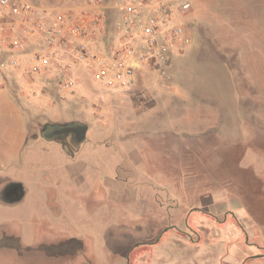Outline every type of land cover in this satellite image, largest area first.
<instances>
[{"label":"rangeland","instance_id":"obj_1","mask_svg":"<svg viewBox=\"0 0 264 264\" xmlns=\"http://www.w3.org/2000/svg\"><path fill=\"white\" fill-rule=\"evenodd\" d=\"M37 2L63 7L74 0ZM190 2L183 16L196 24L190 14L200 0ZM204 2L208 38L199 35L174 55L169 80L150 75L131 89L100 91L83 71L84 101L76 90L61 111L47 112L51 119L79 118L92 142L109 138L113 161L124 164L117 177L101 169L104 180L90 193L76 183L82 176L76 168L53 200L32 185L23 199L5 204L1 191L0 223L19 222L25 243L33 241V225L62 227L73 240L66 264L78 250L88 253L78 264H264V45L224 47L219 37L227 33L218 25L245 26L223 0ZM255 11L262 31L244 34L260 35L264 44V0ZM19 105L0 98V153L9 161L24 151L27 123ZM34 126L30 138L41 136L43 122ZM171 129L178 143L165 132ZM93 144L86 152L104 146Z\"/></svg>","mask_w":264,"mask_h":264},{"label":"built area","instance_id":"obj_2","mask_svg":"<svg viewBox=\"0 0 264 264\" xmlns=\"http://www.w3.org/2000/svg\"><path fill=\"white\" fill-rule=\"evenodd\" d=\"M190 0H74L45 7L0 0V70H18L35 95L66 103L87 72L97 90L131 89L145 76L170 79L175 54L193 42ZM19 55V56H17Z\"/></svg>","mask_w":264,"mask_h":264},{"label":"crops","instance_id":"obj_3","mask_svg":"<svg viewBox=\"0 0 264 264\" xmlns=\"http://www.w3.org/2000/svg\"><path fill=\"white\" fill-rule=\"evenodd\" d=\"M33 1L39 4L37 0ZM204 1L200 0L199 4H202H196L193 12L190 14L192 20L194 19V21H196V24H192L190 22L191 19H189L190 23L187 21L188 24L191 26L193 25L195 29L193 42L196 41L199 35H201L204 40L208 38V30L206 28L207 26H205V19L203 16V11H205L203 7L207 3ZM260 1L262 0H223L222 4L228 7V12L233 11L234 14L237 12L240 17V22L245 26L240 28V30H233L218 25L219 30L227 33L226 37H219V39L224 42V47L245 48L264 45L261 42L259 43V39L262 40L260 35L253 37L244 34L262 31L260 15L255 11ZM201 6L203 7L201 8ZM237 31H239V33L242 32L243 36L240 38L238 34L236 36V33H238ZM249 38L254 39V43H250ZM11 53L8 52L6 48L0 47V59L9 58ZM173 69L174 65L172 62L170 78L173 77ZM83 86L84 83L77 88V93L75 95L78 96V99L84 101V98H79L80 95H83V93H80ZM32 89V85L25 81L20 71L12 70L9 73H5L0 70V98L2 96H11L21 102L19 110L27 123L23 153H18L17 159L13 161H9L8 155L5 156L0 153V192L11 182L18 183L21 186V198L19 200H15V197L7 198L4 200V203L13 204L14 202L20 201L23 199L24 195H26V192H31L32 185H34L33 187L37 186L39 189L46 191L47 194L50 195L49 198L53 200L54 197L59 195L58 193V195L55 194L54 190L58 192L59 187H65L64 184L70 179L72 180L73 174L76 173L74 172L76 168L82 175L81 177L78 176L76 183L90 193L96 189V185H101V182H103L102 180H104L100 176L101 169H104L107 174H113L114 177H117L118 170L123 167L124 164L117 163L116 160L113 161V157L116 156V153L112 151L108 152L109 149L106 147L110 143L109 138L105 141L92 142L91 137H85L83 141L75 144V147H78L77 150L70 152L67 146L60 144V141L56 139H46L42 136L38 138L29 137L30 128L37 124L38 119L43 123L45 121L59 123H71L74 121L83 122L79 118L66 121L61 118L51 119L47 116V112H59L61 108L70 104L69 102L73 95L69 97L66 103L53 104L52 97L35 95ZM169 131H172L171 134H173V136L171 135L172 144L176 143L174 140L175 135L176 138H178V143L180 141V134L175 132L178 130L171 129L165 132L168 133ZM181 134L185 136V133ZM201 134H203V132L200 133L199 130L193 131L192 129L191 135ZM115 138L117 137H114V139ZM92 143L95 145L104 144V146L97 147V151L86 152V150L94 149V146H88ZM161 154L163 156L166 155L164 151ZM21 158H23L22 164L20 163ZM165 158L169 157L166 155ZM102 159L106 161L104 162ZM126 159L127 157L125 156V160ZM35 177L42 178L43 182L36 184L34 181V184H32L31 179ZM9 200H12V202ZM240 213L242 217L245 214L244 211L242 212L241 210ZM258 225L260 226L261 224ZM68 238L67 232L63 230L62 227H54L52 224H49L45 229L41 224H37L33 225V241L31 243H25L19 222L0 223V264H66L68 260H63L64 256L61 253L62 250H65V245L61 243L62 241H68ZM4 244L8 246L5 247ZM80 255H84V253L82 252Z\"/></svg>","mask_w":264,"mask_h":264},{"label":"flooded vegetation","instance_id":"obj_4","mask_svg":"<svg viewBox=\"0 0 264 264\" xmlns=\"http://www.w3.org/2000/svg\"><path fill=\"white\" fill-rule=\"evenodd\" d=\"M75 125L71 127H66L69 123H59V122H52V121H45L43 123V126L40 129V135L46 139H56L58 141H64L65 143L63 145L68 147V150H77L78 147H75V144L78 142H81L85 139L86 135V128L85 124L81 121H74L71 122ZM38 135H33L32 138H36ZM20 189L21 186L18 183H9L5 186V188L2 190L5 192V197L12 198L15 197V200H19L20 197ZM65 245V250H62L63 260H68V252L66 248L68 244ZM4 246H8L7 244H4ZM82 253V252H81ZM85 255V253H84ZM84 257V256H83ZM81 260V259H80ZM79 260V261H80ZM69 261V260H68ZM72 263V262H70ZM74 264V263H72ZM88 264V263H85Z\"/></svg>","mask_w":264,"mask_h":264},{"label":"trees","instance_id":"obj_5","mask_svg":"<svg viewBox=\"0 0 264 264\" xmlns=\"http://www.w3.org/2000/svg\"><path fill=\"white\" fill-rule=\"evenodd\" d=\"M72 242H73V240L71 239V240H69V241H62V243L61 244H72ZM88 245V244H87ZM68 246V245H67ZM78 249H76L74 252H76ZM82 250H85V248L84 249H82ZM81 252H83V251H81ZM81 252H80V250H78L77 251V258H76V260L75 261H70V262H75L74 264H78L79 263V260L81 259V257H80V254H81ZM83 253H85V252H83ZM88 253L86 252L85 253V255H87ZM261 257H264V253H262V254H260V258ZM84 258V257H83ZM263 259V258H262Z\"/></svg>","mask_w":264,"mask_h":264},{"label":"water","instance_id":"obj_6","mask_svg":"<svg viewBox=\"0 0 264 264\" xmlns=\"http://www.w3.org/2000/svg\"><path fill=\"white\" fill-rule=\"evenodd\" d=\"M73 125H75V124H73V123H69V124H67V126L66 127H71V126H73ZM85 128L87 129V127L85 126Z\"/></svg>","mask_w":264,"mask_h":264}]
</instances>
